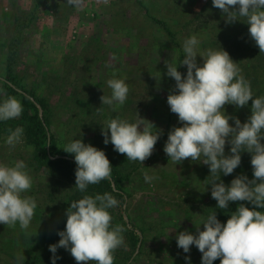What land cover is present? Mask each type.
Instances as JSON below:
<instances>
[{"label":"rangeland","instance_id":"rangeland-1","mask_svg":"<svg viewBox=\"0 0 264 264\" xmlns=\"http://www.w3.org/2000/svg\"><path fill=\"white\" fill-rule=\"evenodd\" d=\"M248 28L240 21L227 24L213 0H83L80 10L67 0H0V100L15 96L21 102L20 95L4 87L10 65L17 80L46 101L50 133L59 147L82 139L103 150L123 172L131 173L121 185L124 199L113 195L119 203L110 212L112 224L133 230L138 242L133 249L124 231L125 244L115 251L114 264H188L186 256L191 264L202 262L195 245L189 253L178 248L176 235L185 230L196 234L194 224L214 212L216 200L211 197L207 165L191 158L176 165L163 150L168 132L182 126L167 104L175 80L167 77L164 61L173 59L178 65L183 40L196 35L201 41L198 50L222 48L242 75L254 78L264 53ZM197 61L202 63L203 58L198 56ZM178 70L186 75V66ZM153 76L161 77L159 85ZM110 78L124 79L129 87L127 100L117 111L102 106L100 99L104 93L111 94ZM235 107L226 105L225 111L240 117ZM26 115L23 106L18 118L0 122V163L25 162L32 187L24 195L34 197L37 208L28 229L31 236L18 224L0 223V264H17V253L23 259L34 253L52 259L49 246L61 239L57 233L65 229L70 203L90 195L77 194L71 182L31 165ZM139 115L162 130L153 154L143 164L127 161L111 143H104L102 135L107 120L135 122ZM229 123L234 125V120ZM17 127L24 130L22 142L10 149L5 140L9 129ZM225 153L230 154L229 144ZM146 173L154 177L150 183L144 179ZM56 255L60 257L56 264H77L64 248ZM48 262L22 264H52Z\"/></svg>","mask_w":264,"mask_h":264},{"label":"clouds","instance_id":"clouds-1","mask_svg":"<svg viewBox=\"0 0 264 264\" xmlns=\"http://www.w3.org/2000/svg\"><path fill=\"white\" fill-rule=\"evenodd\" d=\"M67 4L80 10L83 0H67ZM213 7L221 10L227 24L240 21L249 25L250 38L264 53V0H213ZM200 43L196 35L187 37L179 64L173 59L164 61L167 77L175 80L167 104L182 126L168 132L163 150L176 165L191 158L209 167L208 185L217 208L227 210L230 202H248L253 207L239 203L226 223L217 218L216 211L208 214L194 224L196 234L187 230L177 233V246L189 253L195 245L202 253V264H213L217 259L220 264H264V211L256 210L264 209V95L254 96L250 81L226 50L200 51ZM198 56L203 58L202 63H198ZM181 66H186V75L178 70ZM153 77L159 85L161 77ZM107 86L111 94L100 97L102 106L117 111L127 100L129 87L124 79L117 78L108 79ZM249 101L251 115L246 122L225 111L226 105L243 108ZM22 112L23 105L15 96L0 100V122L16 119ZM23 131L21 127L9 129L5 144L14 149L22 142ZM102 135L104 143H111L127 161L143 164L153 154L162 130L139 115L135 122L107 120ZM226 144L230 145L227 155ZM63 151L74 155L75 188L81 193L89 185L111 180L113 167L103 150L74 139ZM243 152L251 154L254 178L241 174L226 185L221 175H231L240 166ZM144 179L150 183L154 177L146 173ZM31 187L32 178L24 161L0 163V223L10 227L18 224L28 236L37 208L35 198L24 195ZM118 203L109 192L72 201L65 213V229L57 233L61 239L49 246L52 264L60 258L56 255L59 248L69 251L77 264H114L115 251L125 244L124 227L112 224L110 209ZM23 258L17 253V264H22ZM185 259L191 264L190 256Z\"/></svg>","mask_w":264,"mask_h":264},{"label":"trees","instance_id":"trees-1","mask_svg":"<svg viewBox=\"0 0 264 264\" xmlns=\"http://www.w3.org/2000/svg\"><path fill=\"white\" fill-rule=\"evenodd\" d=\"M264 59V58H263ZM262 79L260 77L262 76ZM246 80L250 81L251 88L254 96H262L264 95V62L260 63L256 67V77L252 78L250 75L245 73L243 75ZM17 75L13 74L12 68L9 65L7 70V75L4 79V87L8 89V91L14 95L21 96V102L25 108V114H27L26 119L27 124L25 125L26 130V139L27 143L32 147L31 151V165L38 170H46L51 175L56 177H61L72 184L76 183V163L74 159V155L66 153L63 151V148L58 146L56 138L50 133V124L47 119V103L42 99V97L38 95H34V92L28 90L25 87V84H21L18 80ZM19 84V85H18ZM19 86V91H17L16 87ZM24 89V90H22ZM251 101L249 104L243 108L235 107L234 113L236 111V116H240L241 122L244 119H248L251 115ZM39 106L43 109V113L45 116L40 115ZM242 160L239 167H237L231 175L224 176L221 179L226 185H230L231 181L238 175L244 174L247 175L249 179H253V170L251 166V154L247 152H243L241 154ZM112 165V176L111 180H103L98 184L89 185L85 192L82 194H90L95 196L96 194H104L106 192L111 193L112 195H117L123 198L122 193H120L121 185L124 181L129 179V172H123L119 166L111 161ZM115 189H119L115 191ZM77 190V194L81 192ZM124 199V198H123ZM239 203H245L246 206L252 208L253 206L248 202H230L229 209L222 210L217 208V201H215L214 212L217 213V218L222 222L226 223L230 218L232 212H234ZM259 211H264V209H256ZM120 218L121 213L119 214ZM125 231H128V242L133 249H135L136 244L138 242V237L133 230H129L124 227ZM127 236V235H126ZM26 261H49L51 263V257H44L40 253H34L30 256L29 259H23V262ZM202 264V262L198 263ZM213 264H220V259H217L213 262Z\"/></svg>","mask_w":264,"mask_h":264}]
</instances>
